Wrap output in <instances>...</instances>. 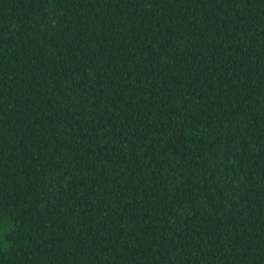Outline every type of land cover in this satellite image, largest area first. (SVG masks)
<instances>
[{"label": "trees", "instance_id": "trees-1", "mask_svg": "<svg viewBox=\"0 0 264 264\" xmlns=\"http://www.w3.org/2000/svg\"><path fill=\"white\" fill-rule=\"evenodd\" d=\"M0 264H264V0H0Z\"/></svg>", "mask_w": 264, "mask_h": 264}]
</instances>
